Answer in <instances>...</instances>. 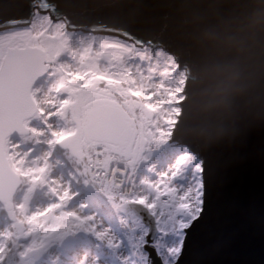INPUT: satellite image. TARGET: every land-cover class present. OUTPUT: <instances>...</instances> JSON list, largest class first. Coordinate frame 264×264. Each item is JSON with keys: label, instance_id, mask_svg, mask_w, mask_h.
<instances>
[{"label": "snow or ice", "instance_id": "obj_1", "mask_svg": "<svg viewBox=\"0 0 264 264\" xmlns=\"http://www.w3.org/2000/svg\"><path fill=\"white\" fill-rule=\"evenodd\" d=\"M65 5L73 6L26 0L23 15L0 16V210L11 220L0 229V264H188L187 237L206 202L205 164L185 156L174 166L140 169L132 140L159 119L174 125L161 112L181 97L157 83L167 71L157 76L148 53L129 44L85 46L76 70L58 63L68 39ZM45 77L52 80L46 92ZM69 112L73 129L50 123ZM169 135L159 127L155 138L163 143ZM45 136L50 147L74 140L94 147L100 160L111 149L132 161L127 168L85 169V183L98 185L103 197L92 205L96 215L84 204L66 210L75 201L70 185L49 180L51 153L22 150L23 141ZM22 184L25 202L17 203ZM45 185L56 202L31 210V194Z\"/></svg>", "mask_w": 264, "mask_h": 264}, {"label": "water", "instance_id": "obj_2", "mask_svg": "<svg viewBox=\"0 0 264 264\" xmlns=\"http://www.w3.org/2000/svg\"><path fill=\"white\" fill-rule=\"evenodd\" d=\"M19 16L26 0H0ZM69 29L115 34L172 54L187 80L171 141L205 164L206 202L187 237L188 264H264V69L229 114L209 122L192 97L200 30L264 0H71ZM264 63V58H262ZM42 80V79H41Z\"/></svg>", "mask_w": 264, "mask_h": 264}, {"label": "rangeland", "instance_id": "obj_3", "mask_svg": "<svg viewBox=\"0 0 264 264\" xmlns=\"http://www.w3.org/2000/svg\"><path fill=\"white\" fill-rule=\"evenodd\" d=\"M67 31V43L63 50V54L59 58L58 63L69 65L73 70H76L79 67V60L77 54L82 48L91 45L92 43L98 44L101 40L113 41L107 39L102 34H89L80 32V30H73L69 28ZM115 42L126 44L120 41ZM129 45H131L137 52H143L138 50V46L134 42H131V44ZM146 52L150 57V66L156 69L157 76H159L160 72L162 71H167L168 73L166 76L163 77L162 80L157 81V83H163L168 92H178L179 96L181 97L180 101H182L185 97L183 91L187 80L186 71L180 69L178 67V63L176 62V59L170 54L166 53L163 49L149 48V50H147ZM52 80H55L54 76L52 77ZM52 80H49L47 77H45L40 81V85L45 89V92L47 91V88L49 87ZM44 95L45 93L42 92L41 96L43 97ZM171 99L174 100L175 97H171ZM176 109H179L180 114V102L168 103L162 109L161 115L167 113L169 116L173 117L177 122L179 114L176 115ZM50 123L52 125H57L58 123H60L68 129H73L75 127V123L70 112L67 117V120L58 121L56 119H53L50 121ZM159 127L164 128L166 132L170 133V135L166 138L165 142L163 143H158L155 138L157 129ZM173 128H175V124H168L165 123L162 119H159L156 125L151 126L150 129H146L141 134L132 137V140H134L135 142V146L133 147V160L141 162L140 164L142 166V169L144 167H155L157 169H163L168 166H174L175 163L181 157L185 156L195 159V157L189 154V151H186V149L177 146L178 143L171 141ZM148 136H151L152 139L147 140ZM47 139V136L41 137L40 142L38 143L34 140H25L22 142L21 148L24 151L31 152V155L33 157H43L45 154L51 153V155L48 157V162L51 165L49 180H55L58 183H62L65 187H68L70 185L73 200L75 201V203L69 202V206L66 210L82 211V209L78 207V205L84 204L89 208L91 207L89 210L91 211V214L96 215L95 210L92 208V206L89 205L93 204L94 200L102 199L103 197L100 194L101 189L98 185L95 184L98 187V190L96 192L91 188V183H85L86 180H90V176L85 172V169L88 167L84 160L87 158H84L83 156L86 153L85 151L88 150L89 146L78 145L74 140H69L64 144L54 145L50 147L46 143ZM148 146L151 147L153 151L149 150ZM72 154L78 157H75ZM120 155H122L123 157H127L123 154ZM73 157L77 158L73 159L77 162L73 163L74 172H69L67 169H64L68 165L65 161H70ZM108 158H110L111 160L114 159L111 157V155ZM110 159L108 160L111 164L112 162ZM124 163L125 162L123 161V165L120 168L129 167L128 164L124 165ZM117 179H120L119 175H117ZM26 189V184H22L20 186V190L16 193L15 197L17 203L25 202L24 197ZM90 196L93 197L92 200L89 199ZM54 202L56 201L50 194L49 187L45 185L42 187H38L31 194V199L29 203L31 210L35 211L37 209L46 208L49 204ZM97 219L99 220L100 217L98 216ZM10 223L11 220L8 217L7 210H0V229L6 228Z\"/></svg>", "mask_w": 264, "mask_h": 264}, {"label": "clouds", "instance_id": "obj_4", "mask_svg": "<svg viewBox=\"0 0 264 264\" xmlns=\"http://www.w3.org/2000/svg\"><path fill=\"white\" fill-rule=\"evenodd\" d=\"M196 44L202 56L192 76V97L209 122L220 121L264 69V5L219 16L200 30Z\"/></svg>", "mask_w": 264, "mask_h": 264}, {"label": "bare ground", "instance_id": "obj_5", "mask_svg": "<svg viewBox=\"0 0 264 264\" xmlns=\"http://www.w3.org/2000/svg\"><path fill=\"white\" fill-rule=\"evenodd\" d=\"M104 37H106L107 39H110V40H113V41H120V42H124V43H126V44H131V40H129V39H126V38H123L122 36H119V35H114V34H102ZM138 46V50L139 51H147V50H149V48H151V49H158V48H160V49H163V50H165L164 48H162V47H156V48H153L151 45H137ZM165 52L166 53H168V54H170L169 52H167L166 50H165ZM171 56H173L172 54H170ZM174 57V56H173ZM181 114V113H180ZM179 114V115H180ZM150 139H152L151 138V136H148L147 137V140H150ZM171 143V142H170ZM177 146H180V147H182V148H184V149H186V151H190V149H188L187 147H185V146H182V145H180L179 143L177 144ZM149 147V146H148ZM94 149V147H89L88 148V150L87 151H85L86 153L84 154V158H89V157H91L92 156V153L91 152H88V151H91V150H93ZM149 150H151V151H153V149H151V147H149ZM154 151H155V148H154ZM109 152H113L112 150H110ZM190 153H192L191 151H190ZM193 154V153H192ZM73 155V154H72ZM194 155V154H193ZM73 156H75V155H73ZM75 157H78V156H75ZM75 157H73L70 161L69 160H66L65 162H67V167H65L64 169H67L69 172L70 171H72V172H74V168H73V163H76L77 161H75V160H73V159H77V158H75ZM95 158H96V156H95ZM108 158V157H107ZM106 157H103V160H100V159H98V158H96L95 160L96 161H99V163H97V165L99 166V167H101V168H103V166L105 165V164H110V161L108 160V159H110V158H108L107 159ZM124 158V157H123ZM125 160H127L128 158L127 157H125L124 158ZM73 160V161H72ZM111 160V159H110ZM71 161H72V163H71ZM91 160H90V158H89V162H86V165H87V167H90L91 166V164H92V161L90 162ZM111 166H112V168L113 169H115V168H118V166H120V165H123V164H117L116 162H114L113 160H111ZM139 161H137L136 162V166L138 167V168H140V169H142V166H141V162H139ZM132 163V162H131ZM95 186V185H94ZM94 186H91V188L93 189V190H95L96 192H97V188L96 187H94ZM85 188H86V186H85Z\"/></svg>", "mask_w": 264, "mask_h": 264}, {"label": "built area", "instance_id": "obj_6", "mask_svg": "<svg viewBox=\"0 0 264 264\" xmlns=\"http://www.w3.org/2000/svg\"><path fill=\"white\" fill-rule=\"evenodd\" d=\"M110 155H111V157L112 158H114V159H112V160H114L117 164H122V162L124 161L125 163H124V165H127L128 164V166H130L131 165V161H129V160H125L123 157H121L119 154H117V153H114V152H108L107 154H105L104 155V157H110ZM95 156H96V154H95V148L93 149V151H92V156L90 157V160L92 161V164H91V166L92 165H96V166H98L97 165V163H99V161H96L95 159ZM90 161V162H91ZM122 165H120V166H118V168H120ZM137 167V166H136Z\"/></svg>", "mask_w": 264, "mask_h": 264}, {"label": "trees", "instance_id": "obj_7", "mask_svg": "<svg viewBox=\"0 0 264 264\" xmlns=\"http://www.w3.org/2000/svg\"><path fill=\"white\" fill-rule=\"evenodd\" d=\"M79 188H81V187H79ZM85 190H86V188H85ZM92 206V205H91ZM91 208V207H90ZM90 208H88V210H90Z\"/></svg>", "mask_w": 264, "mask_h": 264}]
</instances>
